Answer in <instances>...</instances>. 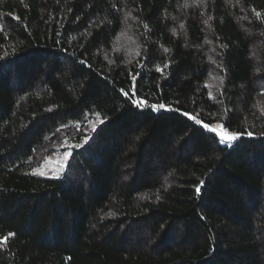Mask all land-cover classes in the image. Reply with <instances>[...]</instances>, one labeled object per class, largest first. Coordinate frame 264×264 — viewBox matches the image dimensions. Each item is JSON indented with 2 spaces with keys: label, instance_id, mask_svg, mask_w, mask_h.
Returning a JSON list of instances; mask_svg holds the SVG:
<instances>
[{
  "label": "trees",
  "instance_id": "trees-1",
  "mask_svg": "<svg viewBox=\"0 0 264 264\" xmlns=\"http://www.w3.org/2000/svg\"><path fill=\"white\" fill-rule=\"evenodd\" d=\"M0 58V264H264V0H0Z\"/></svg>",
  "mask_w": 264,
  "mask_h": 264
},
{
  "label": "rangeland",
  "instance_id": "rangeland-1",
  "mask_svg": "<svg viewBox=\"0 0 264 264\" xmlns=\"http://www.w3.org/2000/svg\"><path fill=\"white\" fill-rule=\"evenodd\" d=\"M217 124L212 125L215 127ZM211 127V128H212ZM87 131V128L84 127ZM223 130H226L225 128ZM222 131L218 129L217 132ZM227 131V130H226ZM229 132V131H227ZM230 134H234L229 132ZM74 145L72 143L65 142V144L58 143H48L41 147L38 151V168L40 171L44 172L45 176L58 177L64 171L67 163L65 160V153H70ZM47 149H50L47 151ZM43 152V153H42Z\"/></svg>",
  "mask_w": 264,
  "mask_h": 264
},
{
  "label": "snow or ice",
  "instance_id": "snow-or-ice-1",
  "mask_svg": "<svg viewBox=\"0 0 264 264\" xmlns=\"http://www.w3.org/2000/svg\"><path fill=\"white\" fill-rule=\"evenodd\" d=\"M255 15L257 16V18H262V14L259 13V12H256ZM209 19H211V17H209ZM145 27H147V26L145 25ZM165 51H167V49H165ZM0 59H3V58H0ZM164 67L166 68V67H168V65H165ZM157 71H161L162 72L163 69L157 67ZM133 79H135V77H133ZM205 87H208V85H205ZM125 95H127V93H125ZM209 97L211 98V94H209ZM132 103L134 105L138 106V107L150 106V107L153 108V110H158L159 108H163L164 107V105H146L143 101L138 102L136 99H133ZM96 115L99 116V114H96ZM99 122L102 123L103 121L101 120ZM197 123H200V121L197 120ZM79 127H80L79 124H77V131H79ZM204 127L208 128L209 125L205 124ZM218 129H221L222 131L217 132ZM223 129H224V125L223 124H217L215 127H212L210 130L212 132H214V133H217L220 136V142L221 143H225L227 146H231L233 141H236L237 139H239V134L238 133L230 134L229 132H227L226 130H223ZM92 131H95V128H93ZM248 135L251 136L252 133H248ZM88 139H89V137L86 136L84 138L83 143H87ZM82 146H83L82 144L74 145V147H76V148H79V147H82ZM69 155H70V153H65V160L68 159ZM33 172H34V174L38 173L40 175H44V172L40 171L39 169H34ZM202 184H203V182H201V185ZM196 191L199 194L200 187H197ZM7 239H8L7 237L0 239V244L7 243Z\"/></svg>",
  "mask_w": 264,
  "mask_h": 264
}]
</instances>
